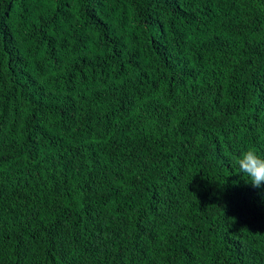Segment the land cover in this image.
Masks as SVG:
<instances>
[{"label":"trees","instance_id":"1","mask_svg":"<svg viewBox=\"0 0 264 264\" xmlns=\"http://www.w3.org/2000/svg\"><path fill=\"white\" fill-rule=\"evenodd\" d=\"M264 0H0V264H264Z\"/></svg>","mask_w":264,"mask_h":264},{"label":"clouds","instance_id":"2","mask_svg":"<svg viewBox=\"0 0 264 264\" xmlns=\"http://www.w3.org/2000/svg\"><path fill=\"white\" fill-rule=\"evenodd\" d=\"M234 164L254 188L264 187V155L253 148H245L238 153Z\"/></svg>","mask_w":264,"mask_h":264}]
</instances>
